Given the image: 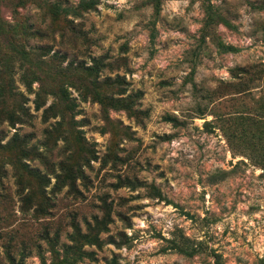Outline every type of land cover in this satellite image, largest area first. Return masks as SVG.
Masks as SVG:
<instances>
[{
  "label": "rangeland",
  "instance_id": "1",
  "mask_svg": "<svg viewBox=\"0 0 264 264\" xmlns=\"http://www.w3.org/2000/svg\"><path fill=\"white\" fill-rule=\"evenodd\" d=\"M80 1L0 0V57L33 115L0 124V264H56L68 248L76 264H264V158H251L264 152V0H94L66 14ZM24 67L75 109L48 94L37 110ZM56 173L76 187H54Z\"/></svg>",
  "mask_w": 264,
  "mask_h": 264
},
{
  "label": "trees",
  "instance_id": "2",
  "mask_svg": "<svg viewBox=\"0 0 264 264\" xmlns=\"http://www.w3.org/2000/svg\"><path fill=\"white\" fill-rule=\"evenodd\" d=\"M95 6V1L94 0H81L79 2V4L74 7V8H65L66 14L69 13L70 11H72L74 14L76 15H81L82 11H87L90 10L92 8H94ZM55 12H57L55 10ZM215 17H218V14L211 9L210 10V16L208 18V25L211 24L214 20ZM16 42V39L13 38V41L8 42V44L13 45L12 48L14 51L18 52V60H20L21 62L24 63H29L30 60V56L28 55V53L26 52L25 49L23 48H17V46L13 43ZM227 49L229 50H234L235 48H233L232 46H228ZM14 62L13 60L10 61L8 59H6L5 57H0V124H2L4 122V120H8L10 125L14 128L17 122H21L24 123L26 121H31V119L33 118V115L28 113V109L25 106V103L27 101L30 100V98H28V96H26V93L19 90L18 85L16 83V79H15V74H16V70H15V66L13 65ZM98 63H96L97 65ZM93 68L98 69V67L94 66ZM31 69H26L24 67V71L21 73V82L23 83V85L26 88V91L28 93H36V97L34 99L35 104H36V109L39 110L41 108V106L44 104V97L48 94H53L57 99H61L65 104H67V108L71 111H73L75 109V107L77 106L76 104H74V100L70 98V95L68 94V91L65 88H60V90L58 92H48L45 91L44 87H43V80L42 77L37 74L34 71H30ZM35 82H40V86L39 89L37 91H34L33 85ZM89 89V88H87ZM99 101L103 102V99L100 98L99 96H97ZM7 98H19V103L21 105V110L19 112L17 111H8L7 113H5L4 111V105L5 102L7 100ZM25 100V101H22ZM56 104L55 102L48 107L47 109L44 110L43 116L45 119L49 118L50 115L54 116L56 115V108H55ZM29 115V116H28ZM61 115V114H60ZM29 117V118H27ZM169 120H175L174 118H168ZM46 121V120H45ZM59 124V123H58ZM0 132H2L0 130ZM46 133L48 135L53 134L54 132H52L51 130H46ZM1 135V134H0ZM21 141V137L19 135L18 132H16L12 138V140L9 142V145L13 144V143H19L20 144ZM22 151L23 154L27 155L26 157H28L31 153L30 150H28V148L25 147V145L22 147ZM256 150L253 149V154L251 156V158L256 161V162H260L259 158H264V152L262 154H257L255 153ZM35 153V152H34ZM62 169H68V171L70 172L69 177H72V172L73 175L75 173L77 174H81L83 175V169L82 166L80 165H76V166H70L69 164H65L64 166L62 165ZM56 183L55 186L58 189H61L65 186H72V187H76V176L74 177V180H68L67 177H63L61 174L56 173ZM24 189L25 188H21L20 191H18L20 193V195H23L24 193ZM22 199L27 202V200L31 199V196L29 194L22 196ZM43 210V209H42ZM173 249L178 250L179 252H181L182 254L188 255V256H192L195 252H197V248L195 245H191L190 242L188 240H186L185 243L180 244L179 242H176L175 240H173ZM82 259V255H79L78 257L74 258L73 256H71V253L69 251V248L64 250V255L62 260L59 263L56 264H76V262ZM41 264H46V260L42 257V261ZM109 264H118L116 259H112L110 261Z\"/></svg>",
  "mask_w": 264,
  "mask_h": 264
}]
</instances>
